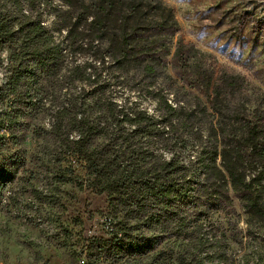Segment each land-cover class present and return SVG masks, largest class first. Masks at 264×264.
<instances>
[{"label": "trees", "instance_id": "1", "mask_svg": "<svg viewBox=\"0 0 264 264\" xmlns=\"http://www.w3.org/2000/svg\"><path fill=\"white\" fill-rule=\"evenodd\" d=\"M53 1L0 0V53L9 64L0 131L43 107L47 82L68 91L50 115L52 132L60 138L68 125L66 155L83 163L94 194L135 221L94 240L96 250L114 262L139 257L168 232L187 238L178 264H223L228 248L209 222L232 198L246 231L264 240V103L249 109L234 99L248 87L244 77L206 64V54L178 36L162 0ZM167 69L206 104L195 98L185 108L148 85L154 112L117 100V89L140 92L143 80L169 78ZM206 109L214 122L201 120ZM21 165L15 154L0 158V192Z\"/></svg>", "mask_w": 264, "mask_h": 264}, {"label": "rangeland", "instance_id": "2", "mask_svg": "<svg viewBox=\"0 0 264 264\" xmlns=\"http://www.w3.org/2000/svg\"><path fill=\"white\" fill-rule=\"evenodd\" d=\"M162 1L172 9L179 24L178 36L205 53L206 64L238 73L248 82L247 89L235 94L234 99L249 109L263 104L264 0ZM49 12L41 17L46 27L52 19ZM6 57L4 50L0 53L2 86L9 70ZM165 74L169 78L143 80L140 92L117 89V100L126 98L136 107L154 112L153 95L144 91L148 85L147 90L156 89L159 96L185 108L192 107L195 98L206 104L204 97L183 85L169 69ZM59 85L53 80L47 82L43 107L20 117L18 125L9 131H0V158L15 154L22 160L14 179L0 192V261L77 264L76 258L82 255L85 264H178L180 245L187 238L175 239L168 232L157 238L153 251L139 257L114 262L96 250L94 240L109 238L110 230L119 224L134 227L135 221L126 218L120 205L109 204L104 193L94 194L83 163L66 155L68 125L60 138L52 132L53 108L68 97V91ZM201 120L214 122L215 117L206 109ZM74 136L69 133L68 140ZM32 190L39 191L46 200L34 198ZM232 205L215 212L209 222L213 231L223 235L228 248L223 264H264V240L246 231L248 225L234 198ZM131 232L136 234L137 230Z\"/></svg>", "mask_w": 264, "mask_h": 264}, {"label": "built area", "instance_id": "3", "mask_svg": "<svg viewBox=\"0 0 264 264\" xmlns=\"http://www.w3.org/2000/svg\"><path fill=\"white\" fill-rule=\"evenodd\" d=\"M84 260H85V258L82 255H79L76 258L77 264H84ZM0 264H16V263H11V262H7V261H0Z\"/></svg>", "mask_w": 264, "mask_h": 264}, {"label": "bare ground", "instance_id": "4", "mask_svg": "<svg viewBox=\"0 0 264 264\" xmlns=\"http://www.w3.org/2000/svg\"><path fill=\"white\" fill-rule=\"evenodd\" d=\"M84 264H85V260H84Z\"/></svg>", "mask_w": 264, "mask_h": 264}]
</instances>
